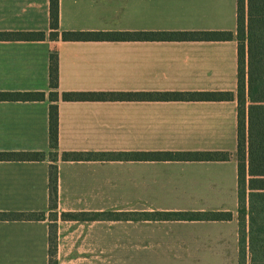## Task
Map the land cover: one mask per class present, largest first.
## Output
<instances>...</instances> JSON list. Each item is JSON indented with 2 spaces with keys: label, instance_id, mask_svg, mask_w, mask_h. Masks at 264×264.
<instances>
[{
  "label": "crops",
  "instance_id": "1",
  "mask_svg": "<svg viewBox=\"0 0 264 264\" xmlns=\"http://www.w3.org/2000/svg\"><path fill=\"white\" fill-rule=\"evenodd\" d=\"M50 24V0H0V33L46 35L44 40L0 39V93L46 95L42 101L0 100V152L45 154L41 161H0V213H45L43 220H0V264H49L52 224L56 264H189L192 256L184 247L179 254L175 244L206 238L200 249L209 253L210 241L219 237L238 243L233 259L241 264L236 39L64 41L61 36L125 31L236 34L237 0H59V38L50 37ZM52 54L58 60L60 93L55 162L49 155ZM63 92H232L235 99L65 102ZM64 152H227L230 159L64 161ZM51 165L58 173L56 220L50 218ZM125 211L229 212L232 219H62L63 213ZM125 244H138L137 254L126 256Z\"/></svg>",
  "mask_w": 264,
  "mask_h": 264
},
{
  "label": "trees",
  "instance_id": "2",
  "mask_svg": "<svg viewBox=\"0 0 264 264\" xmlns=\"http://www.w3.org/2000/svg\"><path fill=\"white\" fill-rule=\"evenodd\" d=\"M50 20L52 39L60 36L59 0H50ZM43 32L0 33V39L44 40ZM64 41H230L238 42V198H239V234L240 261L243 264L246 251L249 250L252 264H264V0H237L236 34L229 31L207 32H63ZM246 63L248 71L246 72ZM246 75L248 80L246 82ZM246 83L248 93H246ZM50 152L55 162L58 151V60L52 54L50 59ZM45 93H0V100L7 101H42ZM65 102L75 101H230L232 92H163V93H122V92H63ZM247 103L249 105L247 106ZM43 152H0V161H41ZM174 158L184 161H228L227 152H187V153H78L64 152V161L93 160H146ZM58 173L51 165L50 216L56 220ZM135 214V213H134ZM130 213H63V220H189V221H228L229 212H153L137 213L142 218H130ZM45 213H0V220H43ZM49 264H56L55 252L57 235L55 225L50 227ZM247 246V247H246Z\"/></svg>",
  "mask_w": 264,
  "mask_h": 264
},
{
  "label": "rangeland",
  "instance_id": "3",
  "mask_svg": "<svg viewBox=\"0 0 264 264\" xmlns=\"http://www.w3.org/2000/svg\"><path fill=\"white\" fill-rule=\"evenodd\" d=\"M125 213H130V214L135 213L134 215L129 216L130 218H134V219L142 218L139 216V214H137V213H141L138 211H125ZM125 213H122V214H125ZM52 215L50 216V218H54V216ZM238 217H239V214H238ZM185 239L189 240L188 238H185ZM194 239H190V242L185 243V244L178 243L174 245L176 251L179 254L181 253V248L184 247L186 250V255H188L189 257L192 256V260L189 259L187 261L189 262V264H208V263L209 264H234L236 262L233 259V256L235 254V249L237 250L238 248V243L234 242L233 238L227 237L226 239L222 240L221 237H219L218 239H212L210 241L211 252L209 253H205L202 249H200L202 247L201 241H204V240L206 241V238L199 239L200 242H198V240L194 241ZM137 248H138V244H125V255L126 256H128L129 254L131 256L133 254L136 255ZM244 250L246 251L245 255H247V253H249V250L246 248H244ZM201 256H209V258L207 259V261L198 259V257L200 258ZM125 264H132V261L125 260ZM243 264H245L244 261H243Z\"/></svg>",
  "mask_w": 264,
  "mask_h": 264
}]
</instances>
